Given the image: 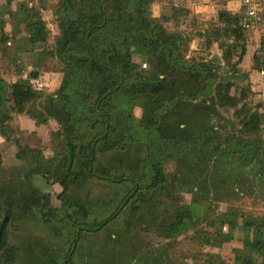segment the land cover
Instances as JSON below:
<instances>
[{
	"label": "trees",
	"instance_id": "16d2710c",
	"mask_svg": "<svg viewBox=\"0 0 264 264\" xmlns=\"http://www.w3.org/2000/svg\"><path fill=\"white\" fill-rule=\"evenodd\" d=\"M151 1L61 0L58 14L61 23L68 25L67 40L58 51L64 60L63 76L59 88L44 101L41 111L27 109L28 103L39 97L29 80L7 82L0 71V126L3 129L10 128L7 122L12 112H26L38 123H45L50 117L58 120L57 136L62 153L57 163L47 169L35 167L27 175H41L63 187L59 194L62 206L57 208L50 206L47 191L26 181L23 185L12 182L0 191V217H8V222L17 221L25 227L38 214L44 227L59 235L73 228V241L61 264H76L73 250L79 247L82 237L87 236L85 231L107 230L127 207L122 233L128 235L141 208L138 199L127 206L136 191L144 189V196L159 193L169 180L174 181L177 190L196 183L206 188L210 183L217 186L225 179L221 172L223 161L232 157L235 162L239 161V168L255 165L257 175L264 178L263 147L259 141L242 144L233 139L229 145L214 146L208 140L198 139L213 114H220L217 107L234 108L245 134L258 132L263 123L262 106L252 110L245 103L241 105L245 92L233 93L235 84L230 77L213 72L205 59L185 61L188 46L182 50L181 43L177 44L181 35L169 34L152 16ZM218 21L220 26L214 30V41L223 49L226 65L237 69L246 53L244 16L221 9ZM4 24L2 19L0 42L8 39ZM29 27L33 32L32 41H40L44 31L42 18L30 20ZM221 30L227 37L231 32L236 34L235 40L220 42ZM137 55L153 66L149 76L130 69ZM254 60L260 69L256 53ZM38 76L37 71L29 74L31 79ZM136 105L144 106V126L133 116ZM2 128L0 134H5ZM134 128L144 137V156L140 144L127 152L130 144L138 143L129 135L130 131L137 134ZM20 147L18 158L31 151L29 146ZM109 149L121 150L122 155L105 161L101 153ZM198 153L199 162L194 158ZM166 157L179 161L171 178L165 171ZM87 178L102 180L107 187L120 188L127 183L132 186L122 195L115 191V208L107 216L89 223L86 221L87 200L82 201L68 192L71 185ZM150 202L148 197L147 210L153 218L144 220V225L161 236L184 233L187 223L195 221L189 205L183 204L171 212L166 209V214L157 216ZM228 224L234 228L238 222ZM241 230L246 232L243 247L257 252L256 257L262 260L258 263L259 259L250 255L237 257L238 262L264 264V221L244 220ZM221 233L225 234L224 228ZM119 242V239L112 240L103 253L108 254L110 249L112 252V247ZM18 252L15 244L6 245L4 235L0 241V263L14 264ZM216 257L217 260L208 264H230L222 256ZM23 264L60 263L53 255L40 252L31 254Z\"/></svg>",
	"mask_w": 264,
	"mask_h": 264
},
{
	"label": "rangeland",
	"instance_id": "374dc122",
	"mask_svg": "<svg viewBox=\"0 0 264 264\" xmlns=\"http://www.w3.org/2000/svg\"><path fill=\"white\" fill-rule=\"evenodd\" d=\"M60 1L0 0V21L6 19L4 27L8 36L6 42H0V71L7 82L19 79L30 81L39 97L30 101L27 109L41 111L44 101L56 92L62 80L64 60L58 51L67 40L68 25L60 21L61 17L58 14ZM230 1L237 2V0H152L150 9L152 16L158 19L157 21L169 34L181 35L182 39L178 40L177 44L181 43L182 50L188 46L185 61L205 59L209 62L213 72L230 77L235 84L233 93L241 95L245 92L246 95L241 105L245 103L252 110H256V107L261 105L262 112H264V96L258 95L263 94V80L259 79L253 68L251 70L247 68L249 65L247 60H241L237 69L227 66L222 58L223 49L218 42L214 41V30L220 26L218 12L225 9ZM244 1L240 0L241 8L239 6L240 12H237L244 16L245 22L248 20L247 26H244L243 43L247 45L250 42L255 44L259 42L255 51L257 52L263 41L264 26L258 21L249 20ZM4 12L7 14L2 16L1 13ZM38 18H42L44 22L43 38L41 37L40 41L37 39L32 41L33 32H31L29 22ZM220 36V42L221 40L232 41L236 38L233 32L227 37L223 30L220 31ZM134 59L135 63L130 66V69L144 77L149 76L153 66L139 55ZM32 71L38 73L48 71V82L43 81V84L47 82V85L44 86L41 82L37 83V80L31 79L29 74ZM217 109L220 114H213V118L202 130L198 139L208 140L214 146L229 145L233 139H237L242 144L259 141L263 147L261 158L264 161V113L261 129L256 133L245 134L241 130L240 118L236 116L234 108L217 107ZM12 113L11 119L7 122L10 128H4V130L0 126L5 131V134H0V136L4 139L9 137V140L6 139L8 145L4 150L0 149V191L5 186H11L12 182L23 185L25 181L47 191L53 184L52 179L27 174L35 167L47 169L55 166L57 158L62 153L59 145L60 138L56 133L55 139L52 138V142L43 143L42 148L38 147L39 143L32 138H25L22 134L18 137L10 123L13 118ZM132 113L136 122H142L141 126H144V106L136 105ZM23 116L33 119L26 112H23ZM50 118L58 122L55 117ZM17 121L21 122L19 118ZM133 131L137 134L134 135L130 131L129 135L136 138L138 143L130 144L127 152H132L133 147L138 148L140 144L143 148L141 154L144 156V137L140 136L135 128ZM22 145L29 146L31 151L25 152L23 158H18L17 152ZM49 150L53 153L46 156L44 151ZM199 154L194 157L197 162L201 160ZM121 155L122 152L118 149H109L101 153L105 161ZM178 162L173 157L164 158L168 177L173 176ZM222 165L225 170L222 167L221 172L225 174V179L222 178V182L217 186L210 183L206 188L203 184L196 183L177 190L174 188V181L169 180L159 193L155 192L151 195L148 193L144 196V189L140 192L136 191L137 194L129 199L127 206L138 199L141 208L133 220L134 226L128 231V235L122 233V230L125 227L126 212L129 207L120 217L112 221L107 230L97 231V233L85 231L87 236L82 237L79 247L73 250V260L76 264H208L211 260H217L216 256L219 255L230 264H235V262L241 264L236 259L237 257L251 255L259 259L258 263H260L262 258L256 257L257 252L252 253L250 248L243 247L244 239L242 238L246 232L241 230V226L247 219L264 221V178L257 175L253 169L256 168L255 165L249 168H239V161L235 162V157L226 158ZM131 186L127 183L120 188L111 185L107 187L106 182L102 180L87 178L71 185L68 192L75 194L82 201L87 200L85 203L86 221L92 223L94 222L92 220L107 216L115 208V199H113L115 191L122 195L129 191ZM148 197L151 198L150 204L155 206L157 216L166 214L168 212L166 209L171 212L186 204L190 206L195 221L187 223L186 231L179 235L165 237L157 234L156 231L144 225V220L153 218L147 210ZM54 202L53 207L62 206V200L58 195H55ZM236 220L238 225L234 228L230 227L228 223ZM2 221L3 217H0V225ZM5 228L6 245L15 244L18 247V257L14 264H23L31 254L40 252L53 255L61 264V260L69 251L74 235L71 227L66 228L67 230L60 235L49 228L46 229L38 214L31 218L25 227L17 221H10ZM223 228L225 234L221 233ZM215 238L219 242H216ZM118 239L120 242L112 247L114 250L111 252L110 249L105 255L104 247L109 248L107 245L112 243V240Z\"/></svg>",
	"mask_w": 264,
	"mask_h": 264
},
{
	"label": "crops",
	"instance_id": "0c3cea01",
	"mask_svg": "<svg viewBox=\"0 0 264 264\" xmlns=\"http://www.w3.org/2000/svg\"><path fill=\"white\" fill-rule=\"evenodd\" d=\"M239 6L241 8L240 0H237V2L230 1L229 3L226 4L225 9H228L231 12L237 13V12H240ZM6 14H7L6 12L1 13L2 16L6 15ZM5 22H6V19H5ZM258 44H259V42H257V44L252 43V42L248 43L247 45L245 44L246 45V53L243 56L242 60H247V63H249L250 67H249V65H248V67L245 65V67L249 68V70H251L253 68L254 73L256 72L255 74L258 75L259 79L263 80L262 85H264V78H262V77H264V75L256 67L255 60H254V55H255L256 47L258 46ZM254 73L252 71V75H254ZM48 78H49V72L48 71H45V72L42 71L39 73L38 78H34V80H37V83L41 82L42 85L46 86L47 82H48ZM34 80H32V81H34ZM45 80H47V82H45L43 84V81H45ZM39 88H40V86H39ZM253 88H255V87L253 86ZM35 92H36V90H35ZM258 95L264 96V91H263V94L259 93ZM12 115H13V118H12V122L10 121V123H11L13 129L16 130L17 136L20 137L22 134V136L25 138H32V139L36 140V142L39 143L38 147L43 148V143L46 144L47 142H52V138L55 139L54 136H56V133L60 129V124L56 120L51 119V118L46 123L37 124L34 119H30V118L23 116V113H16L15 112V113H12ZM18 118L21 120V122L17 121ZM26 134H28V135H26ZM7 145H8V143H7L6 139H4L3 137L0 136V149L4 150V148ZM44 152H45L46 156L53 153L52 150L44 151ZM51 187H50V189H47V192L49 193L50 204L53 206V203H55L54 202L55 195L59 196V194L63 191V187L58 182L53 183L51 185ZM54 207H57V206H54Z\"/></svg>",
	"mask_w": 264,
	"mask_h": 264
},
{
	"label": "built area",
	"instance_id": "2783aa9c",
	"mask_svg": "<svg viewBox=\"0 0 264 264\" xmlns=\"http://www.w3.org/2000/svg\"><path fill=\"white\" fill-rule=\"evenodd\" d=\"M244 7L246 9V13L249 15V20L253 22L258 21L264 26V0H245ZM247 24L248 20L244 23L245 27L247 26ZM255 53L256 60L258 61L260 66L259 71L264 75V37L259 49Z\"/></svg>",
	"mask_w": 264,
	"mask_h": 264
},
{
	"label": "water",
	"instance_id": "95a60500",
	"mask_svg": "<svg viewBox=\"0 0 264 264\" xmlns=\"http://www.w3.org/2000/svg\"><path fill=\"white\" fill-rule=\"evenodd\" d=\"M8 223V217H5L0 225V241L3 239L4 236V230L6 227V224Z\"/></svg>",
	"mask_w": 264,
	"mask_h": 264
}]
</instances>
